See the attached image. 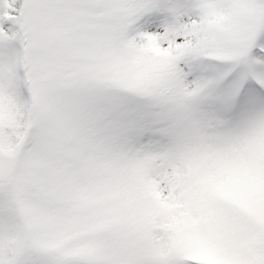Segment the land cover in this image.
<instances>
[{
  "label": "snow or ice",
  "instance_id": "6c2138e0",
  "mask_svg": "<svg viewBox=\"0 0 264 264\" xmlns=\"http://www.w3.org/2000/svg\"><path fill=\"white\" fill-rule=\"evenodd\" d=\"M0 264H264V0H0Z\"/></svg>",
  "mask_w": 264,
  "mask_h": 264
}]
</instances>
